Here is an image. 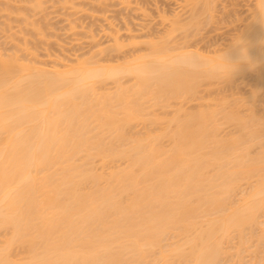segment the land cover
<instances>
[{
  "label": "bare ground",
  "instance_id": "1",
  "mask_svg": "<svg viewBox=\"0 0 264 264\" xmlns=\"http://www.w3.org/2000/svg\"><path fill=\"white\" fill-rule=\"evenodd\" d=\"M194 1L206 19L219 0ZM255 1L237 33L255 67L233 74L223 60L225 51L238 59L233 38L212 56L158 38L117 64L50 66L0 51V264H264V113L255 98L264 91V0ZM190 13L176 31L201 23ZM246 76L256 80L247 96L199 94Z\"/></svg>",
  "mask_w": 264,
  "mask_h": 264
},
{
  "label": "rangeland",
  "instance_id": "2",
  "mask_svg": "<svg viewBox=\"0 0 264 264\" xmlns=\"http://www.w3.org/2000/svg\"><path fill=\"white\" fill-rule=\"evenodd\" d=\"M193 1L194 0L191 1L190 0H0V47H1L0 51H3L5 53L7 52L8 54L17 53L18 56L24 55L27 59H30L29 57H32L34 58V60L37 61L39 58V60L40 61L42 60V62L44 63L46 61H49L48 65L50 66H52V63H54V61H56L57 58L64 59L67 61L70 60L69 62L76 63L75 61H77L78 59L89 58V57L90 58L92 57V59L94 60L99 59V61L102 63L110 62V64H112L111 61L108 60L109 58L110 60H112L114 64L117 60L120 62L122 61L121 63H123L125 58L130 59L134 55L137 54L140 55L142 52L147 54L149 53L148 50H150V47H152V45H150L152 43V40L155 43L159 38L160 42L161 41L166 42L167 37L172 36L171 39L170 38L167 39V40L170 39L169 41L172 43L170 44V42L168 41L169 43V44L167 43L168 46L171 45L173 47V44H176V46L185 44L186 46L188 45L187 46L188 48L190 46L191 50L192 48L193 50L195 49L194 51L204 50L203 52L200 53L204 54L205 52H207L208 54L209 52L208 55H211L214 52V49L216 50V46L219 51L220 50L222 51L225 48L221 49V47H225V46L227 47V43H230L232 38L235 39L234 36L237 37L238 35L237 33L238 32L240 33L241 30H243L242 27H240L243 26L241 24H244L247 20L251 19L250 17L252 15L250 14L253 13L251 10L256 3L255 0H219V1L215 0L218 2V4H216L217 6H215L214 3H212V5L213 7L214 6L217 7L216 8L217 10L215 8L213 9L212 5L210 9V10H214L213 11L214 14L212 15V11L211 13L207 12L211 16H209V14L207 13L206 14L204 13V16L207 15L210 17V19L212 18L211 19L212 21H210L209 19V21L211 22L210 23V22H205L206 20H208L209 17L205 19V17L201 16L202 19L204 18L203 19L204 21H202L201 18L199 19L200 15H203L201 13L199 14L202 4L199 5L200 3H198V6H195L197 5V3L196 4L194 3L195 5H191V3L193 4ZM192 6L193 8H195L194 13ZM249 7L251 10L248 9ZM188 11L192 12L194 17L199 14L198 19L196 20H198L199 22L201 21V23L198 25L196 24L195 28H194L195 25L194 26L192 25L193 29L191 28L192 26H190V29L189 28L188 29L189 30L192 29L191 31H189L186 28L187 30L185 31H189L188 32L189 34L186 32L187 33L186 35L185 31L181 30L179 26L176 27H178L181 30V32L180 30H178V28L176 31L174 25L177 24L181 25V22L184 21L182 22L183 23L182 26H183L185 23L189 22V21L185 22L186 19H189V16L190 17L192 16L191 13L189 14ZM224 13L226 15H224ZM249 15L250 17H248ZM237 17L238 19L236 20ZM247 17L250 19H247ZM191 18H193V16ZM191 18L189 20H192ZM239 19H241L242 21ZM172 24L174 27H172ZM200 25L202 27H200ZM182 26L181 28H183ZM171 28L175 30L174 32L175 36L174 34H172L173 31L170 30ZM197 28L199 32L197 31ZM192 31L193 33L195 31L197 33V34L196 33L193 34L194 37L190 35L192 34ZM165 35H167L165 40H161L162 38L165 37ZM185 35L186 36L190 35V36L189 38H187L184 37ZM183 37L185 39L184 41H182ZM115 38H117L116 41ZM154 39L157 40L155 41ZM26 43H27V47L30 50L25 46ZM120 43L122 44V47L120 46L121 48L117 50L116 46ZM114 44L117 45L115 46ZM22 48L24 49L22 50ZM211 50L213 51L210 52ZM33 53L34 54L37 53L38 57L36 54L34 55ZM207 54L205 53V55ZM212 55H216V54L214 53ZM34 56H36V59ZM106 58L108 61L106 60ZM246 77L248 78L250 77V78L248 79ZM246 77H245V81H243V84H242V79L241 80L240 78L238 79V81L240 80L239 86L237 84L238 83L237 81H236L237 83H235L231 87L226 85H225L226 87H224L223 86L224 84H220V86L217 85L218 87L206 86L207 89H209L207 90L206 87L203 88L201 86L202 90L200 88L201 93L199 94L201 95L203 94V96L205 97H211V95L213 94L212 95L213 97L215 94L217 96V94L223 93L224 95V93H226L225 96L226 95L229 96L228 94L229 92L230 95L233 96L236 94L235 96H237V93L241 92L240 95L243 94L247 96V94L249 95V93L250 92L252 93V90L255 89L253 88L251 90L252 87H255L254 83L256 80L254 79L253 81L252 79L254 78L253 76L252 78L251 76H246ZM125 78L126 79H123L124 81H127V79L129 80V78L127 77ZM112 84L113 83L111 82L109 83L108 81L107 85L112 87L114 86ZM107 85H105V87H107ZM212 87L214 88L216 87L217 90L216 88L214 90V88ZM235 87L237 88L238 91L236 90ZM259 87H258L259 98L256 97L258 94L255 96V98L256 100L259 99L260 102L263 103L264 91L261 92V89H259ZM218 88L220 90H218ZM244 91L246 92L244 93ZM175 101L177 102V100H173L172 104L175 105L176 104ZM189 102L192 103L191 101L186 102L185 107L194 108V106L197 103L196 101H193L192 104H190ZM260 102L259 101L257 102L258 104L257 107H259L260 111L264 113L263 110L264 103L260 108L261 105ZM157 107L155 106V109L152 108L153 109L152 111L156 112L158 110L159 111V112L157 111L158 114L163 115L167 113V115L168 114L171 115V113H173L174 111L173 109L176 108V105L175 108L168 107V109L166 110L165 107L164 109H161L163 107L161 108L160 107L157 108ZM246 107L242 108V110L246 111L248 109ZM137 124L140 126L139 128L140 130L142 128H143L142 130L145 129L146 125L144 127H141L144 125L143 123L139 122ZM228 126L230 127V125ZM228 126H225L223 130L226 129ZM156 127H159V125L155 126V128ZM233 129L234 128L231 127L230 131ZM226 130H229V128ZM235 242L236 240L234 241V243ZM19 254H21V252ZM249 254L248 252H246V258L247 259L249 258L251 260L250 257L251 254L250 255Z\"/></svg>",
  "mask_w": 264,
  "mask_h": 264
},
{
  "label": "clouds",
  "instance_id": "3",
  "mask_svg": "<svg viewBox=\"0 0 264 264\" xmlns=\"http://www.w3.org/2000/svg\"><path fill=\"white\" fill-rule=\"evenodd\" d=\"M232 47L239 50V56L236 62H230L228 59V53H224V64L231 69L232 74L235 73L241 64H248L249 67H255V63L248 52V43L240 35H238L232 42Z\"/></svg>",
  "mask_w": 264,
  "mask_h": 264
}]
</instances>
